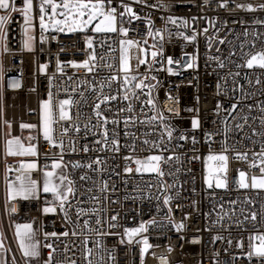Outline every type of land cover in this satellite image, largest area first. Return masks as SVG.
<instances>
[{
    "label": "built area",
    "instance_id": "2783aa9c",
    "mask_svg": "<svg viewBox=\"0 0 264 264\" xmlns=\"http://www.w3.org/2000/svg\"><path fill=\"white\" fill-rule=\"evenodd\" d=\"M125 2L130 3L133 10L142 18L140 20H133L131 24L126 23L124 25L130 29L126 38L141 42L147 39V44L144 45L145 48H149L154 41L152 38L146 36L147 24L143 19L144 17H150L154 21V28H163L165 24L161 17L166 18L171 15L188 20V34H191L193 30L203 33V29H208L206 34L198 36L199 59L196 68L180 71L176 75H170L166 70L152 73L156 75L157 80L160 82L158 88L153 91L158 109L164 112L168 118V122L175 128L181 131L187 130L190 136H196L199 141L196 145L198 151L196 153L191 151L193 146L190 139L187 142L179 141L184 146L176 149V152L178 154H184L182 163L176 164L173 162L171 166L163 165L166 173L172 171L175 174L176 187L170 190L171 193L175 196L176 189H179V195L176 196V199L170 205L173 208L170 214L172 219L176 223H180L183 220L185 225L178 232L169 223L167 219L169 213L166 208L162 206L161 210L157 212V201L155 198L141 199V197H147L149 193L153 197L159 194L157 191L158 186L148 187L149 184L157 185L158 178L155 174H125L123 172L124 161L122 157L129 154L124 144L131 143V139H126L123 135V120H121L119 126L121 147L119 154L97 151L84 153L81 149L85 143H88L90 149L99 147L93 143L99 137H94L89 133L87 139H84V125L91 116V103L94 94L90 92L85 93L88 96L87 105L81 103L68 109L69 115L72 117L71 120H59V111L57 108L55 111L56 123L53 125L54 137L57 141L63 140L65 149H69L72 143H75L76 147L75 152L66 151L63 159V163L68 165L66 169L69 178L75 181L76 198L72 201L73 207L75 208L78 205L87 210L86 214L81 216L80 227L77 228V231H82L83 220L89 219L92 229H99L102 233H120V235L97 236L95 231L90 232L88 247L92 248V254L89 256V259L92 260L93 264H141L140 248L142 244L136 243V241L141 240L142 236H147L148 242L152 247L145 253L143 264H215L216 259L220 260V264H225V261H229L233 253L239 257L237 264H248L245 258L240 257L239 249L235 247L230 248L229 254H225L223 248L227 247V245L224 241H217L215 244L211 243L212 237L216 234H221L225 237L229 235L219 224L212 227L211 221L216 219L220 204H223L226 210H230L233 207L228 203L231 200L237 201V205L235 206L236 215L232 217L233 221L236 219L243 220V215L240 212L241 208L245 210V213L249 209L255 210L258 213L261 212V206L264 205V190L238 189L237 185V170H244L249 176L259 175L258 169H249L248 165L253 159L251 153L260 151L261 138L253 137L257 141L256 144H252L247 140L240 144H235V140L240 139L239 135L235 139L229 140L228 143L235 144L238 151H248V160H235L233 159V153L229 151L227 153L229 156L227 189H216L215 187L208 189L207 185L203 182V176L205 174L203 157L209 151L204 141V132L215 133L221 128V118L226 113L221 112L220 116H217L216 104L220 102L225 107H228L232 102L230 98L234 95L232 92L234 85L230 77L227 79V87L220 89L221 95H217L216 87L218 82L221 85L225 83V81L220 80V77L225 76L229 70L233 72L240 71L241 75L237 79L240 85L243 86V92L249 93V98L244 99L243 103L253 106L252 115L257 117L261 115L257 105H264V70L258 68L251 70L236 69L235 63H243L241 59L242 50L240 48L242 43L244 44L243 52H254L264 48V9L255 8L254 11H247L246 9L237 8L236 4L251 3L255 6L264 3V0H235V2L229 0L225 8L219 6L220 0H208L207 3L205 0H147L148 5H157L162 2L167 6L166 8L135 4L132 3V0H125ZM17 3L19 4L20 0H17ZM35 14L38 15V10H36ZM193 17L196 19L193 20ZM179 22L178 20L177 23ZM34 25L35 31L31 34L35 39L33 42V50L31 51L24 48L23 18L19 14H14V19L7 26L6 42L0 41V218L6 248L11 249L10 252H7V261L8 264H13L12 257L15 256L16 264H25L22 254L19 251L14 232L16 229L15 225L26 220L35 226L36 237L40 244L41 257L36 261V264H43V261L48 258L47 254L50 249L44 247L45 243H52L53 247L57 249L53 253V264H57V261H63V264H70L73 260L76 261V264H86L84 260L82 235L77 237L69 235V237H61L60 240H56L53 237H48L47 240L45 239V232L56 231L59 233L71 227L70 225H65L62 214L59 212L56 214L43 213L42 209L45 206L44 200L46 198L51 200L50 193H41L39 199L23 200L17 198L8 200L2 189L5 185V161L13 169V171L8 173L9 179L13 181L16 175L19 174L14 171L19 166V162L29 161L26 157L19 159L5 156V140L11 138L6 135L8 133V127L5 121L11 123V136H19L22 138L23 132L27 131L29 136L36 137V139L31 141V143L37 145L39 152V156L38 158L35 157V160L41 168L45 163L50 165L51 159L46 160L45 155L50 158L58 157L60 149L49 146L43 140L40 127L41 101L47 99L49 90L53 92L54 104L58 105L60 99H66L69 96H72L74 100H79L78 92L84 90V87H78L79 81L85 79L92 80L93 78V74L86 73L84 69L77 70L63 64V62L69 60L82 61L85 59L88 50L85 49L81 34L47 33L45 35L48 38L44 42H41L39 39L40 30L38 19L34 20ZM167 27L173 33L177 31V28L171 24H168ZM179 30L185 31L183 28ZM245 32H247L246 36L244 35ZM52 35H56V39H51ZM109 35L111 36L109 43L117 49L116 52L109 53L107 47L101 49L99 43L95 47L98 54L105 55L107 62L112 64L113 68L100 67L96 69L95 75L97 80L111 75L113 72L119 78H122V73L118 72L120 55L118 41L122 37L116 34ZM207 37L212 38L213 47L211 49L207 47ZM99 39L100 37H97V41ZM220 39L225 40V43H218ZM113 41L115 43H112ZM253 42H255V48L252 47ZM4 43L7 44V51L3 50L2 45ZM216 48H219L220 51L216 52ZM151 50L155 49H149L148 56L146 57L149 61H151ZM194 50L191 45L184 46V41L175 36L169 42L167 34H165L164 51L166 56L170 55L175 59H179L184 52H193ZM229 51L236 53V55L231 57V60L235 63L225 61L227 66L224 69L217 68L214 61L206 60L210 54L219 55L223 59L228 56ZM130 53V66L133 74H135L138 62L137 56L141 54L136 48H132ZM57 58L62 62L63 74L56 71ZM103 63V61H100L101 65ZM42 64L47 65L44 73L39 71V67ZM155 67L159 68L160 65L157 64ZM166 67L168 65L165 64V69ZM144 70L145 66L141 65L139 72L143 73ZM245 73H248L247 79L244 78ZM257 76L261 80L259 84L256 83ZM49 77H52L51 89L49 86ZM68 77H72V79L69 80ZM150 82L156 83V81ZM117 86L114 83L111 91L115 92ZM73 88H77V93L72 92ZM104 91L109 92V89L105 88ZM145 92H147V89H145ZM235 95L242 97L241 92H237ZM168 96L174 99L170 100ZM141 99H144V97H141ZM169 109H172V111H169ZM135 111L139 116V120L135 127L128 129L130 132L135 133L137 137V151L133 155L143 157L149 154H158L157 149L149 151V146L141 143L143 139L150 141L159 139L160 129L158 126L153 130L152 125L141 124L139 122L150 117L152 112L149 111L148 107H145L144 113L141 114L139 102L135 104ZM245 111H247L246 108ZM105 115L111 117L112 113H105ZM120 115L123 117L130 114L124 112ZM192 118L199 119L201 125L194 132L191 131ZM95 122V118L92 117L91 123L95 124ZM21 123L34 124L37 127L22 130L20 128ZM74 123L79 125L80 132H76L71 127ZM108 127L111 129L113 125L110 124ZM254 127L259 130V119L255 121ZM64 128H68V132L62 136L61 132ZM144 133H149V135L145 136L143 135ZM178 134V132L174 133L172 147H175L177 143L175 136ZM213 139L215 142L212 144V151L218 153L222 149V137L215 136ZM114 155L115 159L112 158ZM165 155H168V153H165ZM193 155H199L200 159L189 161V157ZM97 156L107 160L106 171L97 173L87 168L73 169L71 167L73 162L87 164ZM95 167L97 166L93 165V168ZM132 167L134 168L135 165L133 164ZM177 167L180 168L179 172L175 171ZM116 173H119V175ZM83 174H87L90 179L80 180L79 177ZM31 175L32 179H42V173L39 171H33ZM193 177L195 178L194 183ZM163 179L168 183H173L174 178L165 175ZM105 180L109 183V191L107 193H101L97 185H100ZM113 184L116 186L114 192L111 190ZM134 187L137 188L136 191H134ZM193 187H195V193L192 191ZM89 188L92 189L91 193L87 191ZM92 195L98 196L99 202L89 199ZM105 195L109 197L108 201L104 200ZM125 196L130 198L126 200ZM131 197L137 198L133 200ZM246 198L251 199L254 203L251 205L245 204L244 201ZM112 201H117V203H112ZM193 201H196L195 206L192 204ZM176 205L180 207H176ZM105 207L107 211H100L98 215L102 220H106L118 213L119 216L116 223L119 226L117 228H109L108 223L96 225V215L91 213V209H103ZM12 208H15L16 211L12 212ZM70 214L75 220L74 212ZM205 214H208L207 217ZM185 216H187V219H184ZM153 218L156 223L148 226L146 233L134 237L132 244H128L126 238L124 244L119 242L123 235L124 227H135L141 221H148ZM225 222H228L227 219ZM245 227L248 229L247 232L243 233L245 237L244 250L246 252L247 237L249 233L257 229L252 228L251 222H245ZM257 227L259 231L264 232V218L261 215L257 216ZM240 234V231L233 224L231 235L238 237ZM197 239L199 242L194 243L193 241ZM97 240L100 243L99 248L94 247L93 244V241ZM66 244L68 246L67 251H65ZM169 248H171V251H169ZM217 250L221 254L219 257H214L213 253ZM109 254H111L113 259H109ZM252 264H257L255 258Z\"/></svg>",
    "mask_w": 264,
    "mask_h": 264
},
{
    "label": "snow or ice",
    "instance_id": "6c2138e0",
    "mask_svg": "<svg viewBox=\"0 0 264 264\" xmlns=\"http://www.w3.org/2000/svg\"><path fill=\"white\" fill-rule=\"evenodd\" d=\"M207 3L208 0H205ZM235 2V0H232ZM132 3L143 4L148 7H160L166 8L162 2L157 5H148L147 0H132ZM229 0H220L219 6L221 8L227 7ZM237 8L246 9L247 11H254L255 8L264 9V3L253 5L237 3ZM122 9V10H120ZM38 10V15L35 14ZM0 41L7 40V26L14 19V14H19L23 18V34L24 39V48L31 51L33 50V42L35 37L31 34L34 31V20L38 19L39 30H40V41L44 42L48 37L45 35L47 33L59 34V33H72V34H81L87 55L82 61L69 60L63 62L66 66H71L73 69H84L86 73L93 74L92 80H80L78 87H84L83 91H79V100H74L72 96H69L66 99H60L58 105L53 103L54 95L51 90L48 91L47 99L41 101L40 104V127L42 129L43 140L51 147H58L60 152L58 157H48L45 155V159H51V164L45 163L41 168L38 166L36 160L29 162L20 161L19 166L14 169L15 172L19 173L16 175L15 180H10L8 173L13 171L5 161L4 167V181L7 187L8 200H13L16 198H21L23 200L29 199H39L41 193L51 194V200L47 198L44 200L45 206L42 211L45 214H62V219L66 226L70 225V229L60 231L45 232L44 237L47 240L48 237H53L56 240H60L61 237H77L82 235L83 240V250H84V260L86 264H93L92 260L89 259V256L92 254V248L88 247L89 244V233L95 231L97 236L101 235H120V233H107L100 232L99 229H92L90 227V220H83V230L78 232L77 228L80 227L81 216L86 214V209L79 207L78 205L73 207V199L76 198V187L75 181L69 178V175L64 172H59L61 168H67L68 165L63 163L64 155L66 151L75 152L76 147L75 143H72L69 149H65L63 140L57 141L54 137L53 125L56 123L55 111L58 108L59 111V120L67 121L71 120L72 117L69 115L68 109L81 103L88 104V96L86 92L93 93V99L91 103V116L84 125L85 137L90 133L94 137H99L95 139L93 143L98 145V148L90 149L88 143H85L82 146V151L88 153L89 151L97 152H112L119 154L121 151L120 147V130L119 126L121 120H123V135L126 139L130 138L131 143H125L124 147L128 149L129 154L122 157L124 161L123 172L125 174H143V173H153L158 178L157 185L149 184L148 187H157L158 195H153L149 193L147 197H141V199H153L157 201V212L161 210V207L167 209L169 213L167 219L169 223L179 232L185 225L183 220L180 223H176L172 217L171 212L173 208L170 206L171 203L176 199V196L179 195V189H176V195L174 196L171 193V189L176 187L175 184V174L172 171L167 173L164 170L163 165H169L173 162L176 164L182 163V157L184 154H178L176 149L182 148L184 145L179 143V141L187 142L189 139L192 143L191 151L196 153L198 150L196 145L199 143L195 135H189L187 130L181 131L175 128L168 118L165 116L164 112L158 109V106L155 102V97L153 96V91L158 88L159 81L157 80L156 75H153V72H158L161 70H166L170 75L179 74L180 71L186 69H193L197 67V61L199 59L198 53V36L206 34L208 29H203V33L196 32L193 30L191 34L187 33L189 22L187 19L178 18L175 16L169 15L164 18L165 26L163 28H154V21L150 17H144L143 19L147 24L146 36L153 39L154 43L145 48L144 45L147 44V39L142 42L139 40L127 39L130 29L124 25L131 24L133 20L142 19L131 6L130 3H126L125 0H20V3H17V0H0ZM196 18L193 17V20ZM180 21L177 23V21ZM171 24L177 28L176 32H172L168 29L167 25ZM185 29V31H180L179 29ZM109 34H116L120 37L118 41L119 45V68L118 72L122 73V78H119L118 75L113 72L111 75L103 77L99 80L96 79V69L100 67L112 69L113 65L108 63L105 55L98 54L95 45L99 43L101 49L107 47L109 53L116 52L117 49L112 47V44L109 43L111 36ZM165 34H167L168 41L171 42L173 36L182 39L184 41V46L191 45L195 49L193 52H184V54L179 58L175 59L172 56H166L164 51V41ZM247 35V32L244 33ZM97 37L100 39L97 41ZM158 38V39H157ZM51 39H56V35H52ZM112 43H115L113 41ZM207 47L211 49L213 47L212 38H206ZM220 44H224L225 40L220 39L218 41ZM3 50L7 51V44L2 45ZM252 47L255 48V42H253ZM132 48H136L141 54L137 56V67L136 73L133 74L130 61H129V52ZM242 50L241 59L243 63H235L231 60V57L236 55L235 52L229 51L228 56L223 59L219 55H208L206 60H211L216 63L217 68L224 69L227 65L225 61L229 63H235L236 69H260L264 70V48L254 52H243L244 44L240 45ZM149 49H155L150 51L151 61L146 59L148 56ZM220 49L216 48V52H219ZM100 61L104 63L101 65ZM183 61V63H181ZM159 64L160 67L156 68L155 65ZM165 64L168 65L165 69ZM145 66L143 73L139 72L140 66ZM175 65V67H173ZM47 68L46 64H42L39 67V71L44 73ZM56 71L59 73L64 72L62 67V62L57 58L56 60ZM240 71H231L229 70L225 76L220 77V80L225 81L223 85L219 82L217 83V95H221L220 89L222 87H227V79L230 77L232 79L234 87L232 88L233 97H231L230 106L225 107L222 103L218 102L216 104V114L220 116L221 112L226 113L221 118V128L217 132H204V141L208 146V154L203 157V166H204V176L203 182L207 185L208 189L215 187L216 189H227V172H228V161L229 156L227 153L231 151L233 153V159L239 161L248 160V151H238L235 147V144H240L243 141L247 140L252 144H256L257 141L253 137H260V151L252 152L253 157L252 161L249 163V169H258L259 175H251L244 170H237V185L238 189H252V190H264V105L258 104L257 107L261 115L259 117L252 115V105H245L243 103L244 99L249 98V93L243 92V86L240 85L239 80ZM245 79L248 78V73H245ZM69 80L72 77H68ZM52 77H49V86L51 89ZM150 81H156V83H151ZM116 83L118 86L115 92L111 91L113 84ZM256 83H261L260 77L257 76ZM109 89V92H105L104 89ZM147 89V92H145ZM139 90V91H137ZM67 91V89H65ZM73 93H77V88L72 89ZM241 92V96L235 95V93ZM144 97V99H141ZM168 99H174L171 96H168ZM126 102V106H125ZM139 102L140 104V113H144V108L148 107L149 111L152 112V115L146 120H140L141 124L152 125L153 130L158 126L160 129L159 139L158 140H148L143 139L141 143L143 145H148V150L157 149L158 154H149L147 156H136L133 155L137 151V137L136 134L130 132L128 129L135 127L139 116L135 111V104ZM245 108L247 111H245ZM172 111V109H169ZM191 111V109H189ZM127 112L130 115L121 117V113ZM105 113H112V116L109 117ZM235 113V115H234ZM92 117L95 118V124L91 123ZM259 119L260 128L257 130L254 127L255 121ZM252 121V123H250ZM215 123V121H213ZM5 124L8 127L7 138L5 140V156H19V157H37L39 156L38 148L36 144L31 143L32 140L36 137L29 136V144L25 146L19 136H11V123L5 121ZM113 125L110 129L108 126ZM37 125L21 123L20 128L23 129H33ZM71 127L74 128L76 132H80V127L78 124H72ZM201 127L200 121L197 118H192L191 120V131ZM68 128H64L61 132V135H66ZM178 132L179 134L175 136L177 141L175 147H172V141L174 138V133ZM111 133V135H109ZM143 135H149V133H144ZM239 135L240 139L235 140V144H229L228 141L235 139ZM221 136V146L222 149L220 152L212 151V144L215 142L214 137ZM144 150V149H141ZM168 153V155H165ZM115 159V155L112 157ZM199 155H193L189 157L191 160H199ZM135 165L133 168L132 165ZM93 165L97 167L93 168ZM73 169L77 168H87L97 173H101L107 170V160L103 157L97 156L94 160H91L87 164H81L79 162H73L71 164ZM119 167V165H117ZM39 171L42 173V180L32 179V172ZM176 172L180 171V168L175 169ZM190 171V170H189ZM119 175V173H116ZM165 175L173 177V183L166 182L163 178ZM80 180L90 179L87 174H83L79 177ZM195 178L193 177V183ZM98 190L101 193H107L109 191L108 181H103L100 185H97ZM111 190L114 192L116 190L115 184L111 186ZM137 188L134 187V191ZM89 193L92 192V189H87ZM195 193V187L192 189ZM130 197L125 196V199ZM137 197H131L135 200ZM89 199L99 202V197L92 195ZM109 197L104 196V200L108 201ZM112 203H117V201H112ZM233 206L230 210H226L223 204L219 205V211L215 220L211 221L212 227H215L219 224L224 231L228 232L227 237L216 234L212 237L211 243L215 244L217 241H224L227 247L223 248L225 254H229V249L235 247L240 250V257H243L247 260L248 264H252L253 259L255 258L257 264H264V232L259 231L257 227V216L261 215L264 218V205L261 206V212L258 213L255 210L249 209L247 213L243 208L240 209L241 215H243V220L236 219L232 220V217L236 215V200H231L228 202ZM245 204L251 205L254 202L251 199L246 198L244 201ZM195 206L196 201L192 202ZM176 207H180L176 205ZM215 210V209H214ZM12 212H15L16 209L12 208ZM100 211H107V208L91 209V213L96 215L95 223L96 225H102L103 223H108L109 228H117L119 225L116 223L118 221L119 214L112 215L106 220H102L98 213ZM74 212L75 220L70 214ZM206 217L208 214H205ZM187 219V216L184 217ZM227 219V223L225 222ZM245 222H251V226L256 231L249 233L247 237V251L245 252V237L244 232H247L248 229L245 227ZM155 219H150L148 221H141L138 226L135 227H124L123 235L121 236L120 243H125V238L127 239L128 244L133 243V238L140 236L142 233L148 231V226L155 224ZM233 224L240 231L238 237H233L231 235V229ZM15 236L18 241V248L22 254V258L25 261V264H31L32 260H39L41 257L40 244L38 241H32V225L31 224H16ZM211 230V229H208ZM5 237L3 232H0V254L10 252V248H5L4 241ZM235 240V244H234ZM194 243H198L199 240H194ZM136 243L142 244L140 248V259L141 264L144 261V255L152 245L148 242L147 236H142L141 240H137ZM94 247L99 248V241H93ZM45 248L50 249L47 254V259L43 261V264H53V253L57 251L53 247L52 243H45ZM68 250L67 244L65 245V251ZM171 251V248H169ZM220 251L217 250L213 253L214 257L220 256ZM102 259V258H101ZM109 259H113L111 254H109ZM166 259V258H162ZM239 257L236 254H231L230 260L225 261V264H237ZM13 264H16L15 256L12 257ZM0 264H8L7 258L0 256ZM57 264H63V261H57ZM70 264H76V261H71ZM215 264H220V260L216 259Z\"/></svg>",
    "mask_w": 264,
    "mask_h": 264
},
{
    "label": "rangeland",
    "instance_id": "374dc122",
    "mask_svg": "<svg viewBox=\"0 0 264 264\" xmlns=\"http://www.w3.org/2000/svg\"><path fill=\"white\" fill-rule=\"evenodd\" d=\"M34 31H35V28H34ZM33 31V32H34ZM66 34H69V33H66ZM130 57H131V53L129 52V61H130ZM41 131H42V129H41ZM28 137H29V134H28V132L27 131H25V132H23V135H22V138H21V141H22V143L25 145V146H28V144H29V139H28ZM8 157H12V158H19V159H22V158H24V157H19V156H15V157H13V156H8ZM29 161H32V159H29ZM28 161V162H29ZM25 222H27L26 220H24L23 222H21L20 224H23V223H25ZM33 225V224H32ZM34 226V225H33ZM34 229H35V226H34ZM0 232H3V229H2V225H1V220H0ZM35 232H36V229H35ZM15 233V232H14ZM17 241V240H16ZM33 241V240H32ZM18 243V242H17ZM4 255H5V253H2V254H0V256H2V257H4ZM5 257L7 258V255H5ZM36 261L37 260H32L31 261V263L32 264H36Z\"/></svg>",
    "mask_w": 264,
    "mask_h": 264
},
{
    "label": "crops",
    "instance_id": "0c3cea01",
    "mask_svg": "<svg viewBox=\"0 0 264 264\" xmlns=\"http://www.w3.org/2000/svg\"><path fill=\"white\" fill-rule=\"evenodd\" d=\"M26 158H28V159H32V160H35V157H26ZM50 164H51V162H50ZM59 172H64V173H66L67 174V169H65V168H61L60 170H58ZM42 180V179H41ZM5 184V183H4ZM2 189H3V192H4V195H5V197L6 198H8V192H7V187H6V184L2 187ZM17 199V198H16ZM0 220H1V218H0ZM24 224H31V223H29V222H25V223H23V224H21V225H24ZM1 225H2V221H1ZM32 225V224H31ZM2 229H3V227H2ZM32 229H33V232H32V240H33V242H36V241H38L37 240V237H36V232H35V229H34V226L32 225ZM15 232H16V229H15ZM17 240V239H16ZM18 242V241H17ZM3 243H4V246H5V248H6V245H5V242L3 241ZM7 249V248H6ZM5 255H7V253H5ZM5 255H4V257H5Z\"/></svg>",
    "mask_w": 264,
    "mask_h": 264
}]
</instances>
